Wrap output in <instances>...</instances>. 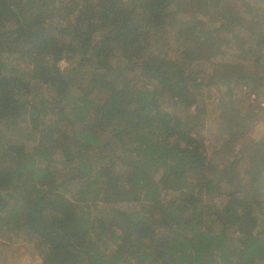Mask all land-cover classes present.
I'll return each instance as SVG.
<instances>
[{"label": "trees", "instance_id": "16d2710c", "mask_svg": "<svg viewBox=\"0 0 264 264\" xmlns=\"http://www.w3.org/2000/svg\"><path fill=\"white\" fill-rule=\"evenodd\" d=\"M73 1L0 0V221L42 264H264V0Z\"/></svg>", "mask_w": 264, "mask_h": 264}, {"label": "rangeland", "instance_id": "374dc122", "mask_svg": "<svg viewBox=\"0 0 264 264\" xmlns=\"http://www.w3.org/2000/svg\"><path fill=\"white\" fill-rule=\"evenodd\" d=\"M45 1L50 4L51 8H53L47 12L46 18L51 17L50 19L52 21V17L56 16L58 13L59 18H56V20H54V23L57 26H60L62 29L65 28L68 32H70L75 27V23H77V18H76V16H71V15L67 17V15H69V13H70V5H67L69 0H45ZM74 1H73V5H74ZM190 1L191 0H180V3H182L183 7H185V5L190 3ZM184 10L189 12L190 8L187 7ZM59 65L61 68H64L68 65V62L65 60H62V61H60ZM140 82L143 84L152 83L150 77H144V76H142L140 78ZM85 86H86V84L84 81L79 82V83H77V86H76L78 88V90L75 91L72 88V91H74V94L76 93V95H78L77 93H83V92L87 91L86 88H84ZM257 86H258V84L255 87H257ZM239 87H241L242 90L247 92L248 90H250L251 85H247L246 87H243L241 85ZM259 89L261 90L262 94H264V87H261ZM92 90H95V91L99 90L100 93H102L103 88L100 87L99 83H95L92 86ZM256 93H257L256 91L253 92L251 96L254 95V97H255ZM52 105L53 104L50 105V110L54 109ZM193 108L194 107L192 106L191 109H193ZM214 110H215V108H213V111ZM261 114H264V113H261ZM213 116H214V114L212 113L211 117H213ZM258 122L260 125L264 124V117H260L258 119ZM203 128L206 131L209 130V128H211V123H210L209 119L205 121ZM211 131L212 130H209L205 133L211 134ZM261 198L264 200L263 194H262ZM14 203L17 204V203H19V201L16 202L14 200L12 202V204H14ZM0 220H2L1 217H0ZM11 227H12L11 224L2 223L0 221V254L3 256H4V253L6 254V258L8 259V261L5 263H9V264H42L41 256L44 253L45 249L38 246L39 239L36 237V235L33 234L32 230L29 229L28 227L23 226L17 231ZM3 244L5 247L3 246ZM3 250H4V253H3Z\"/></svg>", "mask_w": 264, "mask_h": 264}, {"label": "built area", "instance_id": "2783aa9c", "mask_svg": "<svg viewBox=\"0 0 264 264\" xmlns=\"http://www.w3.org/2000/svg\"><path fill=\"white\" fill-rule=\"evenodd\" d=\"M252 97H254V95Z\"/></svg>", "mask_w": 264, "mask_h": 264}]
</instances>
